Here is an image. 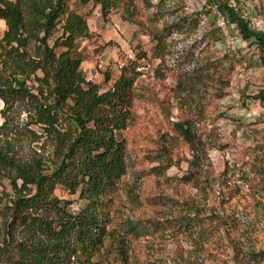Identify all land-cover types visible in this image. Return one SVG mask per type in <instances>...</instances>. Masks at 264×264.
Returning a JSON list of instances; mask_svg holds the SVG:
<instances>
[{
  "label": "rangeland",
  "instance_id": "obj_1",
  "mask_svg": "<svg viewBox=\"0 0 264 264\" xmlns=\"http://www.w3.org/2000/svg\"><path fill=\"white\" fill-rule=\"evenodd\" d=\"M131 2V20L119 10L105 21L95 7L88 17L93 36L80 38L77 45L83 73L92 67L101 74L96 81L101 90L110 87L119 65L128 60L135 61L139 72L134 117L121 132L127 170L111 207L110 228L117 240L105 241L97 261L123 264L121 250L126 264H236L226 231L202 245L196 225L185 223L184 201L194 200L208 214L218 210L230 236L243 251H257L256 264H264V102L251 98L263 87L264 63H249L257 59L251 58L254 47L225 27L220 17L211 19L204 10L206 0ZM230 2L246 8L250 25L264 31V0ZM221 31L223 38L215 41ZM28 108L20 101L9 114L22 131ZM185 117L203 165L196 172L200 188L190 179L193 151L173 126ZM162 138L171 159L165 170ZM11 139L19 160L50 156L52 145L43 137L34 142L29 134L12 133ZM0 189L9 191L8 182ZM55 195L78 209L76 195L62 187ZM128 220L137 224V235L126 229Z\"/></svg>",
  "mask_w": 264,
  "mask_h": 264
},
{
  "label": "trees",
  "instance_id": "obj_2",
  "mask_svg": "<svg viewBox=\"0 0 264 264\" xmlns=\"http://www.w3.org/2000/svg\"><path fill=\"white\" fill-rule=\"evenodd\" d=\"M95 7L105 21L119 10L131 20L134 12L131 0H0V20L5 24L0 36V187L7 181L10 189H0V264H99L105 241L117 240L110 228L111 207L127 170L121 132L134 117L139 72L135 61L128 60L105 90L86 78L77 45L80 38L93 36L88 17ZM204 10L254 47L251 58L257 59L249 63H264V31L250 25L246 8L230 0H206ZM155 38L158 35L153 34ZM222 38L221 31L214 40ZM110 79L106 70L104 82ZM251 98L264 102V84ZM20 101L29 106L23 131L9 120ZM173 126L193 151L188 160L190 179L200 188L196 172L203 165L189 120L185 117ZM12 133L29 134L34 142L49 140L50 156L19 160ZM165 141L162 138L164 170L171 165ZM57 187L77 196V210L71 209V201L55 195ZM184 203L185 223L196 225L202 245L226 231L236 264L259 261L257 251H243L230 236L228 222L218 210L208 214L194 200ZM126 226L138 234L133 221H126ZM119 256L126 264L123 251Z\"/></svg>",
  "mask_w": 264,
  "mask_h": 264
},
{
  "label": "crops",
  "instance_id": "obj_3",
  "mask_svg": "<svg viewBox=\"0 0 264 264\" xmlns=\"http://www.w3.org/2000/svg\"><path fill=\"white\" fill-rule=\"evenodd\" d=\"M0 26H1L2 32H3V30L5 28V24H4L3 20H0ZM86 78L89 79V80H92L95 83H97L96 81L100 80L101 74H99L97 72L94 73L92 71V67H91L90 70H89V73L86 74Z\"/></svg>",
  "mask_w": 264,
  "mask_h": 264
},
{
  "label": "built area",
  "instance_id": "obj_4",
  "mask_svg": "<svg viewBox=\"0 0 264 264\" xmlns=\"http://www.w3.org/2000/svg\"><path fill=\"white\" fill-rule=\"evenodd\" d=\"M119 67L121 68V67H122V65H119Z\"/></svg>",
  "mask_w": 264,
  "mask_h": 264
}]
</instances>
